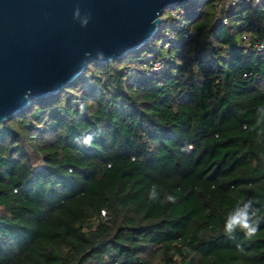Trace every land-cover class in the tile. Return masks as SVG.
<instances>
[{
	"label": "trees",
	"instance_id": "trees-1",
	"mask_svg": "<svg viewBox=\"0 0 264 264\" xmlns=\"http://www.w3.org/2000/svg\"><path fill=\"white\" fill-rule=\"evenodd\" d=\"M215 1L176 7L193 38L160 74L137 66L163 56L174 7L138 50L0 122V264H264V0L227 25ZM247 199L260 229L229 238Z\"/></svg>",
	"mask_w": 264,
	"mask_h": 264
},
{
	"label": "water",
	"instance_id": "water-1",
	"mask_svg": "<svg viewBox=\"0 0 264 264\" xmlns=\"http://www.w3.org/2000/svg\"><path fill=\"white\" fill-rule=\"evenodd\" d=\"M193 0H0V122L56 95L95 61L147 44L166 9ZM79 8L86 26L74 19Z\"/></svg>",
	"mask_w": 264,
	"mask_h": 264
},
{
	"label": "built area",
	"instance_id": "built-area-1",
	"mask_svg": "<svg viewBox=\"0 0 264 264\" xmlns=\"http://www.w3.org/2000/svg\"><path fill=\"white\" fill-rule=\"evenodd\" d=\"M260 0H216L214 3L215 23L227 25L228 14L237 7H255ZM167 25L165 33L159 41V49L162 57L148 55L138 64L137 71L147 77L160 74L166 68L169 61L170 52L178 41H190L193 32L188 28L184 19V14L176 9L169 10L167 15ZM263 44L257 46V50H262Z\"/></svg>",
	"mask_w": 264,
	"mask_h": 264
},
{
	"label": "clouds",
	"instance_id": "clouds-1",
	"mask_svg": "<svg viewBox=\"0 0 264 264\" xmlns=\"http://www.w3.org/2000/svg\"><path fill=\"white\" fill-rule=\"evenodd\" d=\"M89 16H84L81 19V11L77 8L74 12V19L81 20V25L86 26L89 21ZM85 144L91 143V137L84 139ZM192 145L187 146V150H191ZM264 159V156L261 157ZM148 199L151 202H159L160 204L175 203L177 197L172 194H164L161 198V193L157 191V186L153 185L149 191ZM260 209L254 206L252 199L239 201L236 206L227 213L224 222V234L229 238L235 237L237 232H242L245 238L251 239L260 229Z\"/></svg>",
	"mask_w": 264,
	"mask_h": 264
},
{
	"label": "rangeland",
	"instance_id": "rangeland-1",
	"mask_svg": "<svg viewBox=\"0 0 264 264\" xmlns=\"http://www.w3.org/2000/svg\"><path fill=\"white\" fill-rule=\"evenodd\" d=\"M190 2H191V1H188V2L183 3V4H188V3H190ZM183 4H182V5H183ZM176 7H177V6H175L174 8L177 9ZM169 9H170V8H169ZM169 9H166V11H165V16L167 15L166 13H168L167 11H168ZM177 10H179V9H177ZM164 33H165V32H164ZM164 33H163V35H164ZM143 53H145V54L147 55L146 52H143Z\"/></svg>",
	"mask_w": 264,
	"mask_h": 264
}]
</instances>
